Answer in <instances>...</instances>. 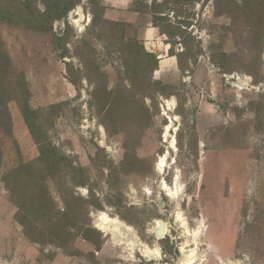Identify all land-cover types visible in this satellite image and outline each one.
<instances>
[{
    "label": "rangeland",
    "instance_id": "rangeland-1",
    "mask_svg": "<svg viewBox=\"0 0 264 264\" xmlns=\"http://www.w3.org/2000/svg\"><path fill=\"white\" fill-rule=\"evenodd\" d=\"M69 1L48 19L40 0H0V264H264V0ZM153 5L195 38H171L181 55L160 66L170 45ZM43 143L62 246L25 234L3 182L39 165ZM99 211L129 232L98 230Z\"/></svg>",
    "mask_w": 264,
    "mask_h": 264
},
{
    "label": "trees",
    "instance_id": "trees-1",
    "mask_svg": "<svg viewBox=\"0 0 264 264\" xmlns=\"http://www.w3.org/2000/svg\"><path fill=\"white\" fill-rule=\"evenodd\" d=\"M29 0H26V2ZM44 7V15L51 19L52 16H61L70 9L75 1L69 0H40ZM69 1V2H68ZM246 1V0H245ZM25 2V3H26ZM3 5L0 3V19H4ZM155 5H153V26L157 27L160 33L167 35L169 41L167 42L170 47L168 54L170 56H175L177 61L179 60V53H175L172 49L171 38L175 36H182L184 33L187 34L189 40L195 39L191 34L187 33L185 28L176 27L169 25L166 17H160L162 23L158 21L159 15L157 11L154 10ZM248 13H252L247 11ZM9 15H12L10 13ZM259 22H262V18ZM198 46V45H197ZM143 49V48H142ZM144 56L149 57L150 60H154L151 55L143 52ZM199 53V52H198ZM151 56V58H150ZM195 57V55H192ZM136 69V68H135ZM11 62L7 54L0 50V131H6L8 124H10L9 112L7 109V94H8V84L11 81ZM15 85L19 83L21 90L24 89V84L22 79H18ZM25 90V89H24ZM106 91V89L104 88ZM25 116H29L32 111L26 109L25 106ZM30 119V117H29ZM27 126L33 131L34 124L28 122L25 118ZM38 137H36L37 139ZM40 147V152L43 157H39L38 164L34 165L29 162H21L17 166L10 168L3 176V182L5 183L6 189L10 193V198L14 202L17 208V219L23 227L25 234L33 241L38 243H46L49 240L50 243H55L57 245H63L64 238L62 233L65 231L66 227L61 222L66 217L67 209L57 210L53 198L50 195L47 186V176L51 175L53 169L56 168L57 157L53 154L50 155L48 151L52 148L50 143H43ZM1 144H0V155H1ZM39 167V168H37ZM40 218L45 219L48 225H39ZM88 230H93L88 227ZM67 233V232H65ZM63 238V239H62Z\"/></svg>",
    "mask_w": 264,
    "mask_h": 264
},
{
    "label": "bare ground",
    "instance_id": "bare-ground-1",
    "mask_svg": "<svg viewBox=\"0 0 264 264\" xmlns=\"http://www.w3.org/2000/svg\"><path fill=\"white\" fill-rule=\"evenodd\" d=\"M76 13H78V14L80 13L79 8L76 11ZM168 127H169V125H166L165 129H167ZM162 167H163V159L160 158L155 163V169L157 171H160ZM161 185L163 186L164 183L161 182ZM164 187L167 188V186H164ZM94 217H95L94 221H93L94 226L98 230L102 231L103 233H112L113 234L115 231L118 230V232L125 234V233L129 232V230H130V226L126 225L125 223H123L122 221H120L116 218H109L108 216H106L104 211H99ZM160 222H163L165 224V231H166V223L164 221L157 219L155 222V227ZM158 237H162V236H158Z\"/></svg>",
    "mask_w": 264,
    "mask_h": 264
},
{
    "label": "crops",
    "instance_id": "crops-1",
    "mask_svg": "<svg viewBox=\"0 0 264 264\" xmlns=\"http://www.w3.org/2000/svg\"><path fill=\"white\" fill-rule=\"evenodd\" d=\"M154 32H155V28H154V27H149V28H147V30L145 31L146 38H148V36L153 35ZM167 48H168V47H167ZM165 52H166L165 55H162V56L159 57V61H158V62H159V66L161 65L162 62H169V63H172V62H173L172 60H173L174 56H170V55L167 53L168 50H166ZM164 56H166V58H165ZM164 64H165V63H164ZM165 65H167V64H165Z\"/></svg>",
    "mask_w": 264,
    "mask_h": 264
},
{
    "label": "water",
    "instance_id": "water-1",
    "mask_svg": "<svg viewBox=\"0 0 264 264\" xmlns=\"http://www.w3.org/2000/svg\"><path fill=\"white\" fill-rule=\"evenodd\" d=\"M153 232L157 237H163V235L165 234V224L163 222L158 223V225L154 228Z\"/></svg>",
    "mask_w": 264,
    "mask_h": 264
}]
</instances>
